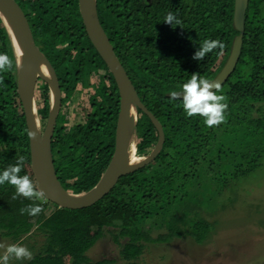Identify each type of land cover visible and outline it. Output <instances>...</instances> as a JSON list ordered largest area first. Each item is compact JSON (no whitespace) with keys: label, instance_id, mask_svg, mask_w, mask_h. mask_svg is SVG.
Returning a JSON list of instances; mask_svg holds the SVG:
<instances>
[{"label":"trees","instance_id":"16d2710c","mask_svg":"<svg viewBox=\"0 0 264 264\" xmlns=\"http://www.w3.org/2000/svg\"><path fill=\"white\" fill-rule=\"evenodd\" d=\"M15 1L61 88L51 145L55 171L65 190L88 193L103 178L115 152L121 107L117 83L88 36L79 0ZM97 8L139 98L162 124L165 141L150 164L122 176L89 208H60L45 197L12 199L15 187L0 185V237L21 245L37 234L45 237L44 243L31 247L33 259L17 264H114L88 257L108 235L119 246L124 264H138L150 243L188 238L203 245L213 228L206 208L211 209L217 194L237 191L264 169V0H249L241 54L218 93L227 97L225 119L211 128L200 116L187 117L181 100H172L170 93L181 91L193 73L213 81L222 71L240 35L234 26L235 0H97ZM168 12L182 23H165ZM205 39H219L224 47L194 60ZM0 53L13 63L11 71L0 72V172L24 156L21 175H29L38 187L18 93V57L1 15ZM35 100L43 133L51 92L42 79ZM158 140L157 127L139 110L137 156L150 155ZM202 173L205 187L194 191V178ZM29 204L43 211L35 217L21 214ZM50 204L56 207L53 212Z\"/></svg>","mask_w":264,"mask_h":264},{"label":"water","instance_id":"95a60500","mask_svg":"<svg viewBox=\"0 0 264 264\" xmlns=\"http://www.w3.org/2000/svg\"><path fill=\"white\" fill-rule=\"evenodd\" d=\"M248 3L249 0H235L234 26L240 35L234 41L226 65L213 81L218 79L223 84L238 63ZM79 7L91 42L115 78L121 107L116 130L115 152L103 178L88 193L75 195L61 185L52 158V138L62 104V93L56 72L47 57L37 47L29 21L18 3L15 0H0V15L8 27L18 57V93L24 108L28 132L36 133L34 140L30 138L32 170L35 179L48 201L60 208L72 210L89 208L99 202L113 190L122 176L150 164L162 150L165 141L162 124L142 103L127 71L115 54L100 22L97 0H79ZM42 66L46 68L48 75L42 72ZM39 79L48 84L51 92V110L43 133L35 100V90ZM139 110L146 113L155 124L159 132V140L150 155L131 162L130 150L133 143L137 152Z\"/></svg>","mask_w":264,"mask_h":264},{"label":"rangeland","instance_id":"374dc122","mask_svg":"<svg viewBox=\"0 0 264 264\" xmlns=\"http://www.w3.org/2000/svg\"><path fill=\"white\" fill-rule=\"evenodd\" d=\"M194 180V191L200 187L204 189L207 178L203 173ZM217 195L211 209L206 208V220L213 228L205 244L198 245L188 238L167 244L150 243L138 264H264V169L250 177L237 191L225 190ZM55 208L53 204L48 206L50 212ZM44 240L42 234H37L22 245L33 253L31 247L44 243ZM0 243L5 246L13 244L2 237ZM3 254L4 249H0V256ZM88 257L92 261L107 259L113 260L114 264H124L120 248L110 235L101 239L88 252ZM17 262L12 258L9 264Z\"/></svg>","mask_w":264,"mask_h":264},{"label":"clouds","instance_id":"9594fccd","mask_svg":"<svg viewBox=\"0 0 264 264\" xmlns=\"http://www.w3.org/2000/svg\"><path fill=\"white\" fill-rule=\"evenodd\" d=\"M165 23L169 25H180L181 20L177 16L168 12L165 17ZM223 48V43L219 40L205 39L197 48L193 55V59L201 61L204 57L216 48ZM13 67L12 60L7 54L0 53V72L11 71ZM3 81L0 80V83ZM222 83L217 79L211 81L202 77L199 73H193L187 82L183 83L181 91H172L170 98L172 100L180 99L182 107L187 117L200 116L203 118L204 124L211 128L221 124L225 117L224 112L228 107L226 103L227 97L222 94ZM182 97V99H181ZM28 135L31 139L36 138V133L29 131ZM25 163V157L19 156L15 164L8 165L2 172H0V185L6 182L16 189V195L23 196L30 200H41L45 193L42 189H38L34 181L29 175H21L22 168ZM43 211V208L38 204H29L20 209L21 214L27 213L29 216H37ZM0 249H4V254L0 256V264H9L10 259L16 260L33 259V253L26 247L19 243L5 246L0 243Z\"/></svg>","mask_w":264,"mask_h":264},{"label":"bare ground","instance_id":"6f19581e","mask_svg":"<svg viewBox=\"0 0 264 264\" xmlns=\"http://www.w3.org/2000/svg\"><path fill=\"white\" fill-rule=\"evenodd\" d=\"M41 70L44 74L48 75V71L46 70L44 66H42ZM130 152H131V162H136L141 159V157H138L136 154V148H135L134 143L132 144V148Z\"/></svg>","mask_w":264,"mask_h":264}]
</instances>
